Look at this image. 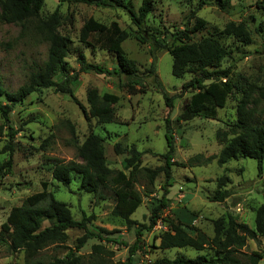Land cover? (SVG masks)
<instances>
[{"label":"rangeland","instance_id":"obj_1","mask_svg":"<svg viewBox=\"0 0 264 264\" xmlns=\"http://www.w3.org/2000/svg\"><path fill=\"white\" fill-rule=\"evenodd\" d=\"M133 10L137 11L140 0H129ZM1 2V0H0ZM203 3V4H201ZM214 0H153V11L147 19L146 28L158 37L170 41L171 34L178 30L192 32L196 21L203 25L189 34V42L195 43L204 38H214L227 50L220 69L229 72L232 83L245 80L257 87H264V0H230L227 12H221ZM201 6L199 7V5ZM56 13L58 33L69 40L68 55L65 58L69 75H77V82L71 86L76 99L57 93L55 88L38 89L21 103L13 105L8 115V123L1 137L0 152L10 141L13 148L11 168L0 177V228L5 223L10 210L19 207L30 196L46 189L55 200L65 203L74 220L90 218L86 224L90 232L100 234L104 240L118 238L130 247L136 236L138 225L148 226L152 207L157 204L162 191L163 175L159 174L153 185H149L144 176H140L135 189L141 195V205L130 217L134 225L127 228L122 220L112 216L114 198L111 190H102V198L84 193L79 181L74 178L67 187L58 184L52 178V161H73L82 163L77 150L89 134L102 139L104 157L110 170L128 174L123 166L125 154H117L116 144L121 149L134 146L145 154L141 158V168L156 169L163 163L160 155L165 154L164 134L167 125L174 138V162L186 167H172L168 188V208L161 214L155 227L142 233L140 247L135 254L133 264H153L166 258L185 257L194 259L197 255L212 257L214 252L206 249L195 252L192 249H158L157 237L166 230L165 218L179 220L188 226H194L208 238L213 236L212 221L230 213L237 222L254 228V210L264 201V162L259 172L256 161L238 159L219 167L213 159L207 164H189L196 155L206 158L216 157L222 146L215 138L217 131L229 133L233 130L236 102L239 96L233 94L217 106L216 118H194L188 122L175 123L176 117L186 107L190 96L195 92L183 90L193 74L187 73L177 79L172 76V58L167 52L156 54L155 74L149 73L151 56L149 48L140 44L136 28L126 13L119 9H101L81 4L59 3V0H44L39 12V20L47 21ZM1 15V4H0ZM110 25L116 23L127 33V39L121 48L127 59L137 66V75L142 79L140 85L124 76L97 75L92 72H80L78 58L84 56L89 64L99 65L107 70L115 67V59L96 46H86L79 42V31L88 19ZM228 23H242L250 35V44L243 45L222 31ZM34 23H3L0 20V77L3 88L15 92L24 85L31 73L42 67L47 59L49 44L35 30ZM176 44H179L178 42ZM155 77L161 89L157 87ZM63 77L57 73L54 81L61 82ZM209 82H205L208 84ZM95 89L99 96L109 94L118 101L111 107L115 114L113 123L99 124L88 115L86 91ZM165 99L171 100L168 107ZM2 105L7 104L0 97ZM79 106L85 111L81 112ZM259 106L258 110H260ZM259 121L264 124V116ZM3 119L0 116V125ZM7 127L12 128L13 138L7 137ZM11 132H9L10 134ZM8 134V135H9ZM8 159L6 152L0 153V166ZM201 161V162H202ZM225 176L228 184L225 190L231 197L222 203L211 202L217 189V180ZM51 225L45 221L43 227ZM106 230L109 234L102 233ZM84 232L70 229L68 240L62 247H48L35 257V264H46L54 258H64L68 250H74L76 240ZM101 245L113 253V264L124 262L127 247L100 242L93 238L75 255L89 261L92 246ZM238 258L241 264H249V256L259 254L264 264V239L248 240ZM23 251L9 253L0 245V264H23Z\"/></svg>","mask_w":264,"mask_h":264},{"label":"trees","instance_id":"obj_2","mask_svg":"<svg viewBox=\"0 0 264 264\" xmlns=\"http://www.w3.org/2000/svg\"><path fill=\"white\" fill-rule=\"evenodd\" d=\"M216 7L221 12H227L230 0H214ZM44 0H1L0 20L3 23H34L35 30L48 42L47 59L40 69L30 74L27 82L15 92H9L3 88L0 77V97L7 104L0 103V116L3 124L0 125V142L4 136V127L8 123V115L13 105L21 103L27 96L38 89L55 88L57 93L70 97L75 103L76 99L71 92V86L77 82V75H69L66 70L65 58L68 55L69 40L60 35L56 30L57 14H52L47 21L39 20V12ZM59 3L81 4L101 9H119L126 13L132 25L136 28L138 41L149 48L151 64L149 73L155 74L156 54L167 52L172 58L171 73L174 78L180 79L185 74H193L183 90L195 91L189 98L184 110L175 119V123L188 122L197 117L208 119L216 118L217 106L225 99L237 94L235 119L233 121L231 137L228 132L217 131L215 138L222 146L216 157L206 158L203 161L201 155H196L189 160V164H207L215 159L219 167L238 159H251L256 161L259 172L264 162V124L259 121L264 116V87H257L245 80L232 83L229 72L220 69L222 59L227 55L226 48L214 38L208 37L198 42H189V34L197 31L203 25L200 20L196 21L197 28L192 32L187 30L174 31L170 41L162 40L155 32L146 28L148 16L153 11V0H140L137 11L129 0H59ZM203 4V3H201ZM199 5V7L201 6ZM222 33L227 37L236 39L243 45L250 44V35L244 24L228 23ZM127 33L121 30L116 23L105 25L93 19H88L82 25L78 40L86 46H96L115 59V67L107 70L99 65L89 64L84 56H79L80 72H92L97 75L124 76L134 85H140L142 79L137 75L136 64L127 59L121 44L127 39ZM179 44H176V43ZM59 73L63 80L54 81ZM157 87L161 89L158 79L155 77ZM205 82H209L205 84ZM118 101L113 95L103 94L99 96L95 89L86 91V102L89 106L88 115L99 124H110L115 121L112 105ZM168 107L171 100L165 99ZM261 106L260 110H258ZM85 115L82 106H79ZM164 138L166 152L160 155L162 165L156 169L141 168V158L145 154L139 152L134 146L121 149L119 144L114 146L117 154H125L123 166L129 170L128 174L110 170L104 157L102 139L95 134H89L78 148V158L82 163L73 161H52V178L63 187L72 183L74 178L79 181L80 189L87 194L102 198V190H111L114 198L112 216L122 220L127 228L135 224L131 216L141 205V195L135 189L138 178L142 175L153 185L159 174L163 175V184L160 199L151 209L148 226L138 225L134 243L127 247L118 238L104 240L100 234L90 232L86 224L90 218L83 217L81 221L73 219L70 209L65 203L57 201L43 189L42 192L28 197L21 206L10 210L6 221L0 228V245L4 246L9 253L23 251L25 262L23 264H35V257L48 247H62L68 240L67 231L70 229L82 230L84 234L76 240L74 250H68L64 258H54L46 264H113V253L101 245L92 246L89 261H84L83 256L75 255L87 240L96 238L100 242L127 247V257L124 262L115 264H133L135 254L141 249L140 241L142 233L155 227L161 214L168 208V188L172 185V167L185 168L184 164L174 162V138L171 129L167 127ZM7 137L13 138L12 128L7 127ZM6 152L8 159L0 166V177L11 168V154L13 148L8 141L0 153ZM202 161V162H201ZM217 189L211 202L222 203L230 199L231 193L225 190L228 179L225 176L217 180ZM45 221L51 225L43 227ZM166 230L157 239L158 249L166 251L170 249H192L202 252L210 249L214 252L212 257L197 255L194 259L176 257L174 259L162 258L153 264H241L239 256L244 255L242 250L248 240L256 241L264 239V201L254 210V228H249L244 223H239L227 213L212 221L213 236L208 238L194 226L183 224L179 220L165 218ZM100 232L109 234L106 230ZM262 259L259 254L249 256V264H258ZM43 264V263H38Z\"/></svg>","mask_w":264,"mask_h":264}]
</instances>
